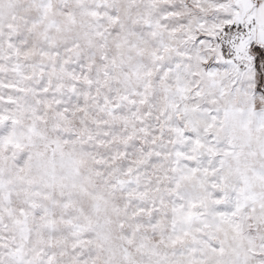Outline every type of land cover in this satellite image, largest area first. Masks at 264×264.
Here are the masks:
<instances>
[{"label": "snow or ice", "instance_id": "1", "mask_svg": "<svg viewBox=\"0 0 264 264\" xmlns=\"http://www.w3.org/2000/svg\"><path fill=\"white\" fill-rule=\"evenodd\" d=\"M0 264H264V0H0Z\"/></svg>", "mask_w": 264, "mask_h": 264}]
</instances>
